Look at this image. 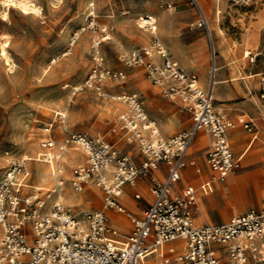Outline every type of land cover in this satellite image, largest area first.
<instances>
[{
	"label": "built area",
	"instance_id": "2783aa9c",
	"mask_svg": "<svg viewBox=\"0 0 264 264\" xmlns=\"http://www.w3.org/2000/svg\"><path fill=\"white\" fill-rule=\"evenodd\" d=\"M198 26L209 31V21L198 3ZM169 11L175 10L168 3ZM106 37V36H103ZM101 37V38H103ZM102 41V40H101ZM96 45L95 64L80 88H91L110 101L123 105L112 128L123 133L130 145H136L143 156L138 164L121 146L103 135L88 136L70 133L58 144L50 138L43 142L48 149L46 159L55 160L56 185L54 192L43 194L35 188L31 193L21 190L18 177L27 167L28 154L8 153L7 167L0 179V264H142L143 259L156 251L160 264H264V204L261 210L251 209L233 216L221 224L196 222L195 210L198 196L193 186L173 194L171 187L181 179L187 162L186 153L200 131L211 136L208 162L221 180L237 168V157L229 139V131L235 122L216 105L212 89H205L194 73H188L174 60L160 41L145 55L153 52L162 62H145L140 51L124 55L130 65L145 63L152 82L162 87L166 97L179 99L183 108L192 113L193 126L171 137H165L147 112L141 97L135 92L112 94L105 88L107 80L123 78L105 64L104 56ZM213 54L215 50L213 47ZM258 54L251 55L255 61ZM212 77H215L213 68ZM264 89V87H263ZM264 96V92L262 93ZM252 131L253 121L244 124ZM83 154L70 177H66L62 159L70 150ZM164 163L167 175L161 180L156 171ZM141 179L150 181L153 202L142 217L130 214L133 229L126 245L116 241L119 229L110 223L107 210L127 212L120 197L127 184ZM70 185L76 193L90 186L102 191V207L73 213V206L63 199L50 203L51 199ZM137 199L141 198L136 193ZM183 238L185 248L175 257L168 255L161 246Z\"/></svg>",
	"mask_w": 264,
	"mask_h": 264
},
{
	"label": "rangeland",
	"instance_id": "374dc122",
	"mask_svg": "<svg viewBox=\"0 0 264 264\" xmlns=\"http://www.w3.org/2000/svg\"><path fill=\"white\" fill-rule=\"evenodd\" d=\"M33 1L42 7L43 14L26 12L15 4L11 5L7 17L3 15L6 7L4 0H0V38L3 34L10 35L8 50L16 64L11 67L0 58V179L7 167L8 153L29 154L30 160L23 171L25 173L19 176L20 187L24 193H31L38 188L45 194L55 189L54 175L46 179L44 175L38 174V166L42 162L51 164V172L57 171L56 161L46 159L48 149L43 146V142L50 138L58 144L70 133L103 135L128 151L129 144L123 133L112 131L123 105L102 98L94 89L76 88L84 86L91 73L95 64L96 44L101 41V37L109 36L98 47L105 64L113 71L124 74L123 78L107 80L105 88L112 94L135 92L149 106L155 108L153 99L156 96H165L162 87L152 82L145 63L130 65L124 60V55L137 50L143 54L145 62H162L159 61L157 52H153L151 57L145 55V50L152 49L156 40L163 42L161 35L169 39L172 36L162 31V18L172 21L183 6L195 7L199 10L196 19L186 29H180L179 34L185 36L187 31L196 29H201L206 34L209 40L208 62L204 72L193 73L197 74L201 85L203 73L210 80L213 66L210 52H213V45L209 31L198 26L201 12L192 0ZM222 1L221 9L215 16L218 31L220 32V28L223 30L217 41L224 42L231 53L230 60L236 67L233 75H244L247 81L256 80L259 85L264 74L255 77L248 74L264 72V0ZM168 3L177 6L175 13H170ZM211 15H214V10ZM139 21L154 24L156 29L154 27L153 31L147 30L139 25ZM162 44L168 48L164 42ZM168 51L172 54L169 48ZM248 52L260 54L251 62L252 56ZM152 88L156 89V95L149 94ZM256 98L258 99L257 96ZM177 106L183 108L179 99ZM157 110L160 111L159 108ZM246 118L249 119V116ZM232 143L235 147L233 139ZM240 151L243 152V149L240 148ZM72 152L79 153L75 149L70 150L61 163L66 177L71 176L72 169L78 162ZM236 157L238 164L240 158L237 153ZM261 190L262 205L264 183L261 184ZM253 193L252 189L250 194ZM64 201L75 207L76 211L102 207L99 196L95 201L92 198L80 199V194L70 185L64 188ZM198 204L201 212H206L208 216L213 213L216 217V211H206L202 197L198 198ZM261 207L255 205L257 210ZM199 208L196 210V221L200 224L207 223L204 218L199 220L202 215ZM237 208L242 212L245 206L239 202ZM251 208L253 206L248 210ZM227 220H215L212 224H221Z\"/></svg>",
	"mask_w": 264,
	"mask_h": 264
},
{
	"label": "crops",
	"instance_id": "0c3cea01",
	"mask_svg": "<svg viewBox=\"0 0 264 264\" xmlns=\"http://www.w3.org/2000/svg\"><path fill=\"white\" fill-rule=\"evenodd\" d=\"M176 8L177 6L175 10L173 12L170 11V13H175ZM198 11L195 7L183 6L179 14L173 18L172 21L163 17L162 19L164 22L161 24L162 31H166L168 34L172 35L170 39L161 35L162 41L172 52V54L170 52L169 54L174 60L178 61L188 73L204 72L208 62L209 40L201 29L193 30V28V31H187L185 36L179 34L180 29H186L188 24L196 19ZM209 36L215 50V54L210 52L211 61L213 62L210 80L213 74V67L215 68V64H217L214 77L217 78V80L216 83L214 82V86L212 85L214 88L212 91L214 90L216 105L222 108L233 121L236 120L235 123L237 128L233 131L230 129L229 139L233 151L235 154L237 153L239 155L240 166L234 169L226 179L221 180L218 173L208 162L207 154L210 148V134L206 131H200L197 134L186 153L185 159L187 164L182 170L181 179L173 184L175 192L172 191V193L178 194L186 187L193 186L198 198L200 199V197H202L204 199L206 211L217 212L216 217L211 221V218L205 214L206 212H201L198 204L199 211L202 213L199 220L202 218L207 220V223L204 224H212L215 220H217V222H222L226 218L228 219L226 222H228L233 216L246 213L251 206H253L251 209H256L255 205L263 207V204L261 205V184L264 183V164L262 162L264 161V96H262L264 92V77L260 80L259 85L256 80H234L233 78L235 76L233 74L236 72V67L232 65L230 60V51L227 49L224 42L219 43L217 41V37H214L212 32ZM247 54L249 55L250 52ZM215 58L217 59L216 61ZM159 61H162L160 56ZM263 74L264 72H256L248 75H253L252 77H255ZM201 76V79L203 78L202 87L210 89V80L207 79V75L203 73ZM256 91H258L257 94ZM156 92L154 88L149 90V94L151 95H156ZM153 100V106H156L155 108L151 107V105L149 106L145 101H142L150 117L156 121L161 133L165 137H171L181 131L192 128V113L184 108H179L176 99H171L166 96H156ZM158 108L160 111L157 110ZM246 116H249V119H247ZM248 121H253L255 124V128L252 131L246 129L244 126ZM201 138L203 139L201 140ZM232 139H237L235 140V147L232 143ZM238 141L243 142L242 146L237 145ZM128 146L127 153L132 156L136 163L140 164L143 161V156L138 147L130 144ZM240 148L243 149V152L240 151ZM76 157L79 160L83 157V154L76 153ZM167 172L168 170L164 163H162L160 168L156 171L161 180L166 178ZM252 189L254 190L253 195L250 194ZM98 190L100 192L99 199L102 200V191L99 188ZM88 192L89 188L80 193V196ZM136 193L141 194L140 199L135 197ZM90 197L92 196H87L86 199L90 200ZM153 199L154 197L148 179H141L135 184H127L125 186L124 193L120 197V202L126 208L127 212H120L116 209H108L106 211L110 223L119 229V235L115 238L117 242L123 245L127 244L133 229V223L129 215L132 214L136 217H142L144 210L153 202ZM239 202L243 203L245 206L242 212L237 208ZM113 216H121L124 221L119 219L116 220ZM2 233L3 229L0 226V237ZM178 241L180 242L177 243ZM259 242L264 243V237L259 239ZM169 243L163 244L161 249L168 255L175 257L184 250L186 241L180 238ZM145 258L148 264H160V258L156 251L150 252ZM144 259L142 264L145 262ZM221 264L228 263L224 260Z\"/></svg>",
	"mask_w": 264,
	"mask_h": 264
},
{
	"label": "bare ground",
	"instance_id": "6f19581e",
	"mask_svg": "<svg viewBox=\"0 0 264 264\" xmlns=\"http://www.w3.org/2000/svg\"><path fill=\"white\" fill-rule=\"evenodd\" d=\"M221 1L222 0H198V3L201 7V9L203 10V12L207 15V18H208V21H209V28L211 30V32L214 34V37H219L220 34H223V30L220 28V32L218 31V25L216 23V20H215V16L217 15V13L219 12V10L221 9ZM223 2V1H222ZM6 7H5V10H4V14L5 16L8 15V12H9V9L11 7V5H15V4H18L19 6H21L26 12H34L36 14H43L42 13V10L40 6H38L33 0H4V2ZM213 10H214V15H211V13H213ZM210 15V17H209ZM8 17V16H7ZM5 19V18H4ZM7 19V18H6ZM139 25L143 26L145 29L147 30H152L153 31V28L155 27L156 29V26L154 24H149V23H144L142 21H139L138 22ZM167 23V22H166ZM168 24V23H167ZM157 31V30H156ZM151 33H147V35H149ZM109 36H106V37H103L101 38V40H106L108 39ZM10 35L8 34H3L0 38V40H2V42L0 43V58L4 60V62H6L7 65H10L11 67L16 65L15 64V61L13 59V57L11 56L9 50H8V47L10 45ZM216 41V40H215ZM161 44L163 42H160ZM162 46L165 48V46L162 44ZM153 59V58H152ZM217 59L215 58V61ZM214 68V67H213ZM215 68H217V64H215ZM246 76H241V77H234L233 79L234 80H237V79H245ZM216 80L217 78H211L210 80V89H214L213 86L214 84L216 83ZM215 82V83H214ZM213 85V86H212ZM216 87V86H215ZM76 88H79L80 87H76ZM77 90V89H76ZM212 94L214 96V90L212 91ZM66 113V112H65ZM64 116V115H63ZM236 124L231 128V131L234 130ZM64 127V126H63ZM65 130V129H64ZM203 138H201L202 140ZM199 140V139H198ZM237 140V139H235ZM234 140V141H235ZM236 143V142H235ZM242 143L241 141H238L237 145L238 146H242ZM191 147V146H190ZM74 155V157H76V153L75 152H72ZM80 155V154H79ZM29 156V154H28ZM30 159V158H29ZM78 159V158H77ZM76 159V160H77ZM240 166V163H238V167ZM237 167V168H238ZM51 164L50 165H47V164H44L43 162L39 164L38 166V174L39 175H44V178L46 179H49L50 178V175H54L53 172H51ZM236 168V169H237ZM234 171V170H233ZM232 171V172H233ZM29 172V171H28ZM231 172V173H232ZM25 173V172H23ZM229 173V175L231 174ZM22 174V173H21ZM20 174V175H21ZM19 175V176H20ZM25 178V177H24ZM18 180H19V177H18ZM55 190V189H54ZM54 190L52 192H54ZM171 190L173 192H175V188L174 186L171 187ZM177 190V189H176ZM87 196H92V201H95L97 200L98 196H99V192L97 191V189L94 187V186H90L89 187V192L88 193H85V194H82L80 197L82 199H85ZM64 198V190L63 191H60L58 192V194H56L51 200V202H55V201H58L60 199H63ZM84 211L86 212L87 209H81L80 211H76L75 207H73V213H75L76 215H81V212ZM112 216V215H111ZM213 216V217H212ZM116 220H121V221H124V219L119 216V217H115L113 216ZM209 217L211 218V220L214 218V215L213 213H209ZM121 224V223H120ZM170 245V243H169ZM148 259V258H147ZM145 262L143 264H147L148 262L146 261V258L144 259Z\"/></svg>",
	"mask_w": 264,
	"mask_h": 264
}]
</instances>
